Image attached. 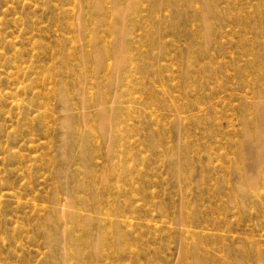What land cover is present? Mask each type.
Returning <instances> with one entry per match:
<instances>
[{"label": "rangeland", "instance_id": "1", "mask_svg": "<svg viewBox=\"0 0 264 264\" xmlns=\"http://www.w3.org/2000/svg\"><path fill=\"white\" fill-rule=\"evenodd\" d=\"M0 264H264V0H0Z\"/></svg>", "mask_w": 264, "mask_h": 264}, {"label": "bare ground", "instance_id": "2", "mask_svg": "<svg viewBox=\"0 0 264 264\" xmlns=\"http://www.w3.org/2000/svg\"><path fill=\"white\" fill-rule=\"evenodd\" d=\"M120 12H121V14L123 13V11L122 10H120ZM107 114L106 113H101L100 114V118L103 120H106L107 118ZM69 119H67V121H66V127H67V129L69 130V131H71V126L69 125ZM107 127H108V125L106 124V123H103V130L105 129H107ZM263 139V136H261V138H260V135H259V137H258V141H261ZM64 236H65V234H63Z\"/></svg>", "mask_w": 264, "mask_h": 264}]
</instances>
